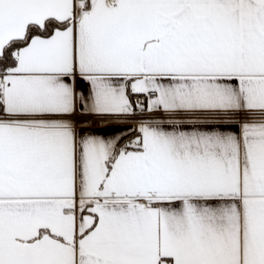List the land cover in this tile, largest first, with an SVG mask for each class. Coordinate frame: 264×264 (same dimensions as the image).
<instances>
[{"label":"snow or ice","instance_id":"6c2138e0","mask_svg":"<svg viewBox=\"0 0 264 264\" xmlns=\"http://www.w3.org/2000/svg\"><path fill=\"white\" fill-rule=\"evenodd\" d=\"M0 264H264V0H0Z\"/></svg>","mask_w":264,"mask_h":264}]
</instances>
